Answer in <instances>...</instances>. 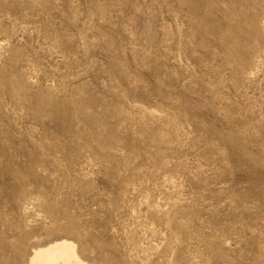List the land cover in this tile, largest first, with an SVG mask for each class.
I'll return each mask as SVG.
<instances>
[{"label": "rangeland", "instance_id": "rangeland-1", "mask_svg": "<svg viewBox=\"0 0 264 264\" xmlns=\"http://www.w3.org/2000/svg\"><path fill=\"white\" fill-rule=\"evenodd\" d=\"M60 238L264 264V0H0V264Z\"/></svg>", "mask_w": 264, "mask_h": 264}, {"label": "bare ground", "instance_id": "bare-ground-1", "mask_svg": "<svg viewBox=\"0 0 264 264\" xmlns=\"http://www.w3.org/2000/svg\"><path fill=\"white\" fill-rule=\"evenodd\" d=\"M31 264H86L81 261L73 241L60 238L33 250Z\"/></svg>", "mask_w": 264, "mask_h": 264}]
</instances>
